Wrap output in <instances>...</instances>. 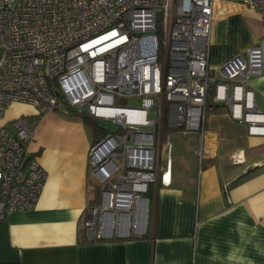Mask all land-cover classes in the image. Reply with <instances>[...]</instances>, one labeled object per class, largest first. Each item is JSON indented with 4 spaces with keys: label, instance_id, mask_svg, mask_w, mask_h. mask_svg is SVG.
<instances>
[{
    "label": "built area",
    "instance_id": "built-area-1",
    "mask_svg": "<svg viewBox=\"0 0 264 264\" xmlns=\"http://www.w3.org/2000/svg\"><path fill=\"white\" fill-rule=\"evenodd\" d=\"M221 2L248 7L264 23V0H0V118L20 103L38 114L68 109L116 127L87 152L99 188L83 223L87 241L148 234L150 185L170 183L168 139L165 171L158 166L161 135L196 133L199 162L208 155L211 90L249 134L264 135V111L250 85L264 77V37L219 69L209 67ZM11 125L0 126V219L34 208L46 179L28 151L30 117Z\"/></svg>",
    "mask_w": 264,
    "mask_h": 264
},
{
    "label": "crops",
    "instance_id": "crops-1",
    "mask_svg": "<svg viewBox=\"0 0 264 264\" xmlns=\"http://www.w3.org/2000/svg\"><path fill=\"white\" fill-rule=\"evenodd\" d=\"M262 37L264 23L252 9L219 3L210 69ZM250 85L264 111V77H252ZM215 104L206 107L213 111L210 126L205 120L208 155L198 162L194 148L171 153L170 183L150 185L148 234L98 242L87 241L83 227L87 209L99 199L87 163L91 128L76 115L38 114L30 105L11 104L0 126L11 129L13 118L30 114L28 151L46 179L34 208L0 219V264H264V135L249 134L227 105L223 113L221 103ZM15 105L24 107L16 115Z\"/></svg>",
    "mask_w": 264,
    "mask_h": 264
},
{
    "label": "rangeland",
    "instance_id": "rangeland-1",
    "mask_svg": "<svg viewBox=\"0 0 264 264\" xmlns=\"http://www.w3.org/2000/svg\"><path fill=\"white\" fill-rule=\"evenodd\" d=\"M210 44H211V42H210ZM210 44H209V47H208V56H209ZM210 92L212 93V90ZM123 103H126L129 106H138L139 105L138 100L135 99V98H126V99H124ZM210 103L212 105H216L215 102H214V100H213V102L210 101ZM25 105H27V104H25ZM221 105H222L221 106L222 107L221 108V111L223 113H226L227 112L226 105H224L222 103H221ZM13 107H14V109H13V112L14 113L13 114H15V115L18 114L16 112H18V111H20V110H22L24 108L23 106H18V105L12 106V108ZM12 108H11V110H12ZM26 108L28 110L31 109L30 106H27V107L25 106V109ZM32 109L34 111H36L33 107H32ZM56 112H59V113H62L63 112V113L70 114L72 116H74L76 114L75 112L70 111L68 109H61V110H57ZM212 112L213 111L211 110V108H207V110L205 112V120L207 122L206 123L207 124V127L210 126V124H211V122H210V116H211V114H213ZM25 115L30 116V114H25ZM225 120H226V118H225ZM228 123H230V122L227 121L226 124H228ZM231 123H232L231 124V127L237 126V124H234L233 121ZM98 124H99V126L105 128L106 130H109V131H113V130L116 129V127L114 125H111V124L106 123V122L104 123L103 121H98ZM244 125L247 127L248 124L245 123ZM168 136H169V138H168ZM167 139L170 141L171 148H172L171 153L173 155H175V154H177L178 152H181V151L182 152H186V150L189 149V148H191V149L194 148L195 151H197L199 149V141H198V136H197L196 133H189V134L183 136V135H180L178 133L171 132L170 130L167 129V130H164L163 131V134L161 135L162 146H163L164 143L167 142ZM155 142H156V146H158V142H159V136H158V134L155 136ZM165 157H166V148L163 146L162 147V151H161V158H162L161 159V162L162 163H164ZM198 162H199V159H198ZM93 181L95 183L97 182L96 179L95 180L93 179Z\"/></svg>",
    "mask_w": 264,
    "mask_h": 264
},
{
    "label": "trees",
    "instance_id": "trees-1",
    "mask_svg": "<svg viewBox=\"0 0 264 264\" xmlns=\"http://www.w3.org/2000/svg\"><path fill=\"white\" fill-rule=\"evenodd\" d=\"M211 99H213L212 98V93L209 92V95L207 97V102L208 101L210 102ZM70 111H72V110H70ZM75 115L78 116L79 118H81L83 121H85V123L91 128L94 140H96V139H98V138H100V137H102V136H104L106 134L107 130L105 128L99 126L98 120L96 118H93V117L88 116L86 114H77L76 113ZM98 190H99V188H98ZM148 194L150 196V190H149Z\"/></svg>",
    "mask_w": 264,
    "mask_h": 264
}]
</instances>
